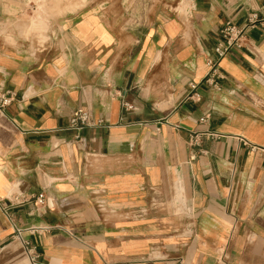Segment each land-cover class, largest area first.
Masks as SVG:
<instances>
[{"label":"crops","instance_id":"obj_1","mask_svg":"<svg viewBox=\"0 0 264 264\" xmlns=\"http://www.w3.org/2000/svg\"><path fill=\"white\" fill-rule=\"evenodd\" d=\"M41 1L0 0V264L15 226L41 264H264V0Z\"/></svg>","mask_w":264,"mask_h":264},{"label":"built area","instance_id":"obj_2","mask_svg":"<svg viewBox=\"0 0 264 264\" xmlns=\"http://www.w3.org/2000/svg\"><path fill=\"white\" fill-rule=\"evenodd\" d=\"M260 21L258 14L252 13L246 19L243 26H238L231 21H227L220 31V41L214 47V52L216 59L210 58L208 60V65L210 66V72L215 75L218 71L219 61L227 56L233 49L241 48L244 45V40L246 39V31L248 28L254 27V25ZM194 87V86H193ZM14 94L9 92L8 94L0 95V109L9 105L13 100ZM92 116L88 110L78 109L71 117V127L77 130L82 129L85 126H89L92 123ZM203 120V119H201ZM254 149V147H253ZM45 197L43 194L36 197V202L38 204H43ZM16 236L21 240L25 255L28 259L29 264H41L39 261V254L35 246L29 241L22 237L21 229L15 226Z\"/></svg>","mask_w":264,"mask_h":264},{"label":"rangeland","instance_id":"obj_3","mask_svg":"<svg viewBox=\"0 0 264 264\" xmlns=\"http://www.w3.org/2000/svg\"><path fill=\"white\" fill-rule=\"evenodd\" d=\"M98 2L100 0H43L39 3H35L32 5V3L30 4L31 7L32 6H37L38 7V10L41 11V12H38L36 14H40L43 12V14L45 15H50V14H53L55 11H64V10H78L80 8H83L86 4H90L92 2ZM173 4L172 6L173 7H177V10L179 12H184V10L187 8V5H184V6H180L179 5V2L180 0H173ZM37 4V5H36ZM30 7V8H31ZM50 21V18L47 16V18H43V19H39V29L40 30H47V26H48V23ZM37 24V23H35ZM36 29V27L34 28ZM33 30V29H32ZM45 33L43 32H39V35H38V40L40 41V44H43L47 38H46V35H44ZM29 36H31V33H29Z\"/></svg>","mask_w":264,"mask_h":264}]
</instances>
